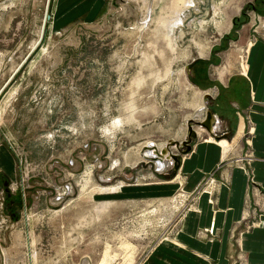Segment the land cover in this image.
<instances>
[{"label": "rangeland", "instance_id": "374dc122", "mask_svg": "<svg viewBox=\"0 0 264 264\" xmlns=\"http://www.w3.org/2000/svg\"><path fill=\"white\" fill-rule=\"evenodd\" d=\"M55 4L0 0V264H141L206 181L191 193H134L173 178L146 147L183 140L189 119L225 101L217 85L194 82L191 65L211 61L206 85L242 72L264 8L114 0L96 20L57 28ZM248 138L237 157L247 159Z\"/></svg>", "mask_w": 264, "mask_h": 264}, {"label": "crops", "instance_id": "0c3cea01", "mask_svg": "<svg viewBox=\"0 0 264 264\" xmlns=\"http://www.w3.org/2000/svg\"><path fill=\"white\" fill-rule=\"evenodd\" d=\"M113 2L56 0L55 26L96 20ZM263 18L260 20L263 31L250 43L243 71L232 74L226 84L210 79L220 83L222 93L228 96L209 108L219 118L214 134L225 138L217 139L207 130H199L191 152L180 157V168L174 178L162 184L132 185L133 192L139 190L140 195L172 196L180 188L191 193L210 176L215 179L211 189L184 209L177 230L158 242L141 264H235L239 255L246 257L249 264H264ZM208 87L211 86L201 88L208 90ZM246 130L250 135L249 162L241 161L244 154L240 157L235 154L237 142ZM246 215L252 217L249 228Z\"/></svg>", "mask_w": 264, "mask_h": 264}, {"label": "water", "instance_id": "95a60500", "mask_svg": "<svg viewBox=\"0 0 264 264\" xmlns=\"http://www.w3.org/2000/svg\"><path fill=\"white\" fill-rule=\"evenodd\" d=\"M205 99L214 100L210 93H206ZM217 121H219L217 114L211 109L207 108L206 115L203 120L198 122L197 120L189 119L188 122H186L187 132L186 137L183 140L179 141L170 139L160 150L156 145H148L146 148L151 150L155 156L151 159L158 167L161 164L163 165L165 162L168 165H171L172 168L170 171L172 172V177L174 178L180 168V157L191 152L193 142L199 138V130L205 129L217 139L225 138V136L218 137L214 134V129L217 128L218 124ZM5 185L7 186V182H5ZM6 189L8 191V188Z\"/></svg>", "mask_w": 264, "mask_h": 264}, {"label": "trees", "instance_id": "16d2710c", "mask_svg": "<svg viewBox=\"0 0 264 264\" xmlns=\"http://www.w3.org/2000/svg\"><path fill=\"white\" fill-rule=\"evenodd\" d=\"M261 4H262V7L264 8V0H261ZM262 14L264 15V10L261 11ZM210 64H211V61L210 60H196L191 66L193 68V80L194 82L197 84H200L202 86H218L219 89L223 88L222 85H220V83L218 82H210V81H207V85L205 83V81L203 79H206L208 77V69L210 67ZM200 78H203L202 80H200ZM172 177V176H170ZM16 198L14 199L11 198L9 200V205L7 207V210L8 212L11 214V215H17L18 214V209L16 207Z\"/></svg>", "mask_w": 264, "mask_h": 264}, {"label": "built area", "instance_id": "2783aa9c", "mask_svg": "<svg viewBox=\"0 0 264 264\" xmlns=\"http://www.w3.org/2000/svg\"><path fill=\"white\" fill-rule=\"evenodd\" d=\"M263 25H262V27L264 28V18H263ZM258 34V33H257ZM249 160H250V157L248 156L247 157V159H246V157L245 158H243V159H241V161H243V162H249ZM167 165V164H166ZM168 166H170V165H167V167ZM212 176H210L208 179H206V181H205V183H202L203 184V191L202 192H204V191H207V190H209V189H211V186L215 183V179H212L211 178ZM201 192V193H202ZM200 193V194H201ZM198 192H192L190 195H189V201L191 200V204H189V206H187L188 208H190L192 205H193V203H195V200L198 198ZM169 236H170V234H169Z\"/></svg>", "mask_w": 264, "mask_h": 264}, {"label": "bare ground", "instance_id": "6f19581e", "mask_svg": "<svg viewBox=\"0 0 264 264\" xmlns=\"http://www.w3.org/2000/svg\"><path fill=\"white\" fill-rule=\"evenodd\" d=\"M183 5V4H182ZM193 5V4H192ZM175 10H177V9H175ZM215 12V11H214ZM178 15H180V14H178ZM179 22H181V20H179ZM220 21H218V23H219ZM225 22H226V20H225ZM224 24V23H223ZM228 25V24H227ZM229 27V26H228ZM220 28V27H219ZM224 28V27H223ZM221 29V28H220ZM225 29V28H224ZM199 48V47H198ZM223 140H225V139H223ZM234 144V143H233ZM150 145H155V144H153V143H151ZM234 146V145H233ZM226 151V150H225ZM147 153H146V155H149V156H146V157H148V158H152V157H155L154 156V154H153V152L151 151V150H147L146 151ZM224 154H226V153H224ZM165 164V163H164ZM159 165V170H163L165 167V165ZM168 165V164H167ZM106 255V254H105ZM107 261V259H105V261L104 262H106ZM100 263V262H99ZM102 263V262H101ZM102 264H104V263H102Z\"/></svg>", "mask_w": 264, "mask_h": 264}]
</instances>
